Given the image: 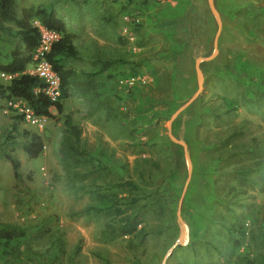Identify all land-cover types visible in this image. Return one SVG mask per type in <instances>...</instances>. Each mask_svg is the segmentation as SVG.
Returning a JSON list of instances; mask_svg holds the SVG:
<instances>
[{"label": "rangeland", "instance_id": "374dc122", "mask_svg": "<svg viewBox=\"0 0 264 264\" xmlns=\"http://www.w3.org/2000/svg\"><path fill=\"white\" fill-rule=\"evenodd\" d=\"M190 1L16 0L19 12L22 8L52 6L65 22L77 54L62 61L64 67L75 70L68 86L69 96L63 100V112L58 114L51 108L53 116L47 117L43 129L29 124L21 118L18 108L0 98V147L19 161L21 173V180H15L12 166L0 150V228L24 231V236L11 240L7 248L0 245V264H264V165L257 163L260 156L256 150L264 140V0H213L222 21V46L233 48L232 41L239 38L241 46L249 44L245 50L256 59L255 65L248 66L243 51L233 54L243 58L234 64L239 72L247 74L242 80L254 87L255 98L259 95L254 108L240 107L231 122L233 128L242 126L240 143L256 138L254 150L237 157L249 167L246 175L252 182L241 183L238 171L228 172L234 175L228 181H217L209 211L195 207L194 197H189L182 212L193 173L188 148L192 171L180 204L186 237L167 258L166 253L182 230L177 211L187 179L185 157L184 177L172 182L166 177L159 179L161 202L146 207L140 201L143 222L139 227H144L146 235L141 244L130 247L127 236L104 234L108 217L82 212L87 205L98 202V190H105V182L98 175V159L107 166L111 179H137L134 167L156 168L148 166L150 159L166 171V163L159 159L165 151L156 143L161 135L170 139L168 120L186 101L184 98L197 89L195 59L204 56L205 51L202 47L195 49L193 64L175 74L174 51L181 45L179 33L166 30L161 22L183 13ZM202 7H208L215 22L214 38L217 23L207 0H203ZM33 23L40 25L37 20ZM18 43L16 38L8 41L0 35V63ZM36 63L32 56L27 66ZM201 64L200 93H208L214 86L208 75L213 67ZM135 71L140 79L132 80ZM1 73L0 83H5ZM234 74L223 78L232 80ZM66 116L80 129L77 145L81 152L77 155L66 142ZM151 123H157L155 129ZM173 123V135L185 141L182 132L177 136L179 130L175 133ZM23 130L41 135L43 151L39 156L29 158L22 150L26 140ZM143 159L146 164L137 163ZM193 186L206 189L200 182ZM164 200H168V212L162 206ZM194 212L197 214L191 215ZM232 222L247 231L245 237L237 234L241 240L237 248L229 246L224 236L225 225ZM206 223L209 226L204 252L199 246ZM191 226L197 231L194 239L190 236ZM133 239L137 242L140 235Z\"/></svg>", "mask_w": 264, "mask_h": 264}, {"label": "trees", "instance_id": "16d2710c", "mask_svg": "<svg viewBox=\"0 0 264 264\" xmlns=\"http://www.w3.org/2000/svg\"><path fill=\"white\" fill-rule=\"evenodd\" d=\"M195 1L189 4L190 7L188 6L183 13L176 17H168L166 18L167 20H162L161 22V25L166 30L179 33L181 45L174 51V56L177 59L176 68H174L175 74L176 71L190 67L193 64L195 49L197 51L202 47L203 51H205L204 56L209 55L212 51L213 33L216 28L215 22L208 7L203 9V0H198L197 4ZM33 20H37L41 26L48 30H53L59 35L51 43L49 50L44 52L45 59L59 77V95L55 99L44 91L47 84L42 79L26 71L27 64L31 61L33 51L38 47L41 38L40 29L33 23ZM0 35L4 40L10 41L16 38L19 42L6 55V59L0 63V71L11 75V78L6 80L5 83H0V98H6L7 100L22 99L37 116L52 117L51 108L61 114L64 108L63 100L69 96L68 86L70 78L75 74L74 68L64 67L62 61L65 57L74 58L77 54L72 36L67 31L63 19L57 16L52 6L22 8L19 12L16 0H0ZM220 36L222 37V33ZM221 37L219 39L218 55L212 60L204 61L201 64L202 67L204 65L213 67V70L209 71L208 75L213 80L212 85L214 86L210 87L209 94L206 91L205 93L204 91L200 93L176 117L173 123L175 133L176 130H179L176 133L177 136H180L179 133L182 132L181 137L188 145L193 163L192 180L182 201V212L185 211L184 206L189 197H194L193 204L195 207L201 206L207 210L211 208L214 202L213 198L216 192H214V189L217 186L215 185L217 181H228L231 177L230 175H234V173L228 172L238 171L237 175L241 183L245 181V183L252 182L247 179L248 175H246L249 167H245L242 164V159L237 157L248 153L249 150H254L253 145L256 138H250L249 143H246L247 145L240 143L239 136L243 134L242 126L238 125L233 128L231 122L240 107L251 110L253 105L258 102L257 97L259 95H256V99L254 87L252 86V88L245 83V80H242V76L245 78L248 76L243 72L244 70L239 72L234 64L243 61V58L233 56V54H237L236 52L239 50L243 51L246 57V65L248 66L255 65L256 59L254 55L245 50L249 44L241 46L239 38H236L231 44V46H234L233 48L230 46L225 48L221 44ZM223 73L227 75L235 73L236 75H233L234 79L232 78V80H225ZM132 75L130 76L133 79L140 76L136 74V71ZM160 79L162 78L160 77ZM255 79V77H252V80ZM206 80H208L207 77ZM205 81L204 85H207ZM259 91H261V87ZM184 99L187 100V97ZM156 124L151 123L154 129ZM65 125L68 134L67 145L71 152L77 155L81 152L77 145L80 129L77 125L72 124L67 116ZM222 128H224V131H221ZM23 135L26 137V140L22 143V150L25 154L29 158L39 156L43 151L41 135L30 130H23ZM69 137H72V139H69ZM156 147H159L161 151H165L161 157L157 155V158L160 157L159 159L164 160L167 165L164 168L166 171L160 170L161 168L158 166L157 161L151 159L149 161L148 158H145L148 160V166L156 165V168L141 169L138 166L134 167L137 179L120 176L116 179H111L109 174H107V166L98 159V175L102 176L101 178L105 182L103 184L105 190H98V202L87 205L82 211L85 215L95 214L108 217L110 221L107 222L103 233L113 237L127 236L130 247L141 244L146 236L142 232L144 227H139L140 223L143 222L140 217V207H142V204L146 205V207H153L160 201V194L157 192V188L162 183L159 179L166 177L167 180L172 182L173 179L184 177L186 174V166L180 144L161 135ZM0 150H2L4 157L12 166L13 177L15 180L20 181L19 161L1 147ZM258 154L261 161L259 160L257 163L264 165V146L258 149ZM145 159L137 163L146 164ZM262 171L264 172V167ZM218 176H220V179ZM223 176L228 177L225 178ZM199 182L205 186V190L193 186L194 183ZM259 183L260 181H258ZM262 183H264V180H262ZM153 185L156 187H153ZM229 190L234 192L232 188ZM140 201H143V203L141 204ZM167 203L168 200H164L162 204L165 212H168ZM193 214L197 213L194 212L191 215ZM207 226H209L208 223L203 227L204 234L202 236L204 239H202V243L199 246L204 252L207 247L205 245L206 241H204L205 239L207 240ZM224 228L226 243L229 246L239 247L241 240L237 237V234L240 237H245L247 234L246 229L237 222H232L230 225L226 224ZM190 230V236L193 239L196 238L197 231H193L192 226ZM139 235L140 239L136 242L133 237ZM23 236L24 231L22 229L0 228V245L5 249L11 240ZM244 259H247V257H244Z\"/></svg>", "mask_w": 264, "mask_h": 264}, {"label": "built area", "instance_id": "2783aa9c", "mask_svg": "<svg viewBox=\"0 0 264 264\" xmlns=\"http://www.w3.org/2000/svg\"><path fill=\"white\" fill-rule=\"evenodd\" d=\"M41 32V38L38 47L33 51V58L37 61L36 64L27 66L26 71L30 74L38 76L46 84L44 91L50 95L53 99L59 95V77L56 72L52 69L51 65L44 57V52H47L51 46V43L56 40L59 35L53 30H48L41 25H37ZM1 75L9 80L11 75L1 73ZM136 79H140V76ZM132 80H134L132 78ZM10 105H14L19 109V112L23 115L24 119L31 125L39 126L41 129L44 128V122L47 120L46 116H37L33 113L32 109L22 99H10L8 100ZM20 104V106H19Z\"/></svg>", "mask_w": 264, "mask_h": 264}, {"label": "water", "instance_id": "95a60500", "mask_svg": "<svg viewBox=\"0 0 264 264\" xmlns=\"http://www.w3.org/2000/svg\"><path fill=\"white\" fill-rule=\"evenodd\" d=\"M210 11L212 12V14L215 17L216 23H217V29L213 38V51L211 54L207 55V56H200L197 57L195 59V70H196V75H197V89L194 91V93L181 105L179 106L171 115L170 119L168 120V136L170 137V139L175 142L178 143L182 146L183 151H184V157L186 159V163H187V179L185 181V185L183 188V192L181 195V198L179 200V207H178V211H177V218L180 221L181 224V228L182 230L180 231V235L179 237L176 239V241L174 242V244L172 245L171 249L168 250V252L166 253V258L169 257V255L172 252V249L177 246L178 244H182V242L184 241L185 237H186V233H185V228H184V223L180 218V204L182 201V197L184 195V192L186 190L187 184L190 180L191 177V171H192V163L188 154V146L186 144L185 141L180 140L178 138H176L172 131H171V125L172 122L174 121V119L184 110L186 109L195 99L196 97L199 95V93L202 91L203 89V74L200 68V63L204 62V61H209L211 59H213L217 53H218V39H219V35L221 33L222 30V21L220 18V14L217 11V9L215 8L214 4H213V0H207Z\"/></svg>", "mask_w": 264, "mask_h": 264}, {"label": "crops", "instance_id": "0c3cea01", "mask_svg": "<svg viewBox=\"0 0 264 264\" xmlns=\"http://www.w3.org/2000/svg\"><path fill=\"white\" fill-rule=\"evenodd\" d=\"M197 1H198V0L195 1L196 4H197ZM192 2H193V1L191 0L189 4H191ZM26 68H27V67H26ZM223 77H226V76H225V73L223 74ZM262 89H263V88H262ZM224 133H225V132H224ZM262 144H263V146H264V140H262ZM256 150H258V147H257V146H256Z\"/></svg>", "mask_w": 264, "mask_h": 264}]
</instances>
